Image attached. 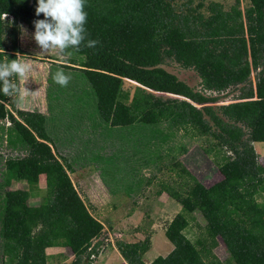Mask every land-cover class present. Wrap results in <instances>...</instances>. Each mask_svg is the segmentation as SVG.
Masks as SVG:
<instances>
[{"label":"trees","instance_id":"obj_1","mask_svg":"<svg viewBox=\"0 0 264 264\" xmlns=\"http://www.w3.org/2000/svg\"><path fill=\"white\" fill-rule=\"evenodd\" d=\"M248 2L243 13L210 4L207 17L191 16V29L184 25L187 17L180 18L165 0H87L85 40L79 52L72 45L63 49L70 59L59 67L73 78L65 90L50 78L56 89L46 93L49 116L17 110L0 92V121L10 125L6 143L10 149L25 150L24 156L1 165L0 264H65L61 256L46 253L51 248L67 250L72 256L68 264H90V256L96 254L92 241L100 236L102 225L68 178L70 164L65 168L51 151L56 127L48 129L47 122L54 119L65 129L76 125V134H83L89 124L103 148L123 155L142 153L141 146L154 142L166 143L171 133L163 127L182 136H210L214 144L202 153L221 179L205 187L179 160L170 163L169 169L189 185L183 193L161 186L158 194H166L180 209L163 232L172 250L148 264H206L200 251L206 255L210 250L197 249L183 234L195 211L205 221L211 247L218 238L231 264H264V201H256L264 195V167L249 145L264 143V0ZM35 7L36 0H0V49L8 60L19 53V25L35 32L33 21L45 19L43 13L35 15ZM88 39L99 43L87 48ZM4 58L0 53V62ZM166 59L193 71L200 90L161 68ZM251 71H256L253 87ZM124 80L136 84L131 95L121 90ZM230 87H237L238 96L215 106L219 98L213 93ZM52 101L72 103L74 112L61 109L54 116ZM97 156L91 155V161L101 163L100 173L105 174L112 159L98 161ZM142 160L147 165L151 159ZM39 176L44 178L45 194L36 211H29L26 198L1 193L15 178L34 182ZM149 244L145 237L133 243L116 241L114 247L125 264H144L141 257Z\"/></svg>","mask_w":264,"mask_h":264},{"label":"rangeland","instance_id":"obj_2","mask_svg":"<svg viewBox=\"0 0 264 264\" xmlns=\"http://www.w3.org/2000/svg\"><path fill=\"white\" fill-rule=\"evenodd\" d=\"M165 1L180 18L187 17L188 20L184 25L191 29L195 27L191 16L198 14L204 18L207 17L210 4H217L219 9L224 12L235 7L243 13L249 7L248 0H237V4L235 0ZM18 28V54L21 59L26 57L27 62L34 70L28 74L29 78L24 85L22 79L17 80L20 90L16 95L9 97V101L17 110L37 112L48 117L47 105L49 101L47 102L46 93L48 88L56 89V87L51 88L50 78L57 70H60L61 65L70 59V55L55 46L41 49L34 39V31L27 29L24 25H19ZM160 67L187 86L197 91L200 90L199 79L193 71L180 68L171 59L164 60ZM63 71L72 76L71 72ZM255 77L256 71H251L249 75L251 87L254 86ZM134 86V83L124 80L121 83V90L131 95ZM24 88L29 93H25ZM62 89L65 90V87ZM69 93L70 91L65 92V94ZM238 94L237 87H230L219 94L213 93L219 98V102L214 105L229 103ZM162 96L178 98L171 95ZM50 105L52 106L50 112L54 116H59L61 109L66 112H74L71 110L74 107L72 103L52 101ZM68 121V118L64 119V123H68ZM57 124L56 119L47 122L48 129L56 127L53 134L55 136H52L56 140L55 146L49 145L51 151L64 166L70 164L71 170L67 171L68 178L90 214L102 225L100 236L92 241L96 254L90 256V264H122L114 251L116 241H142L147 237L150 242L148 257L152 254L164 253L162 250L165 247L164 242L169 243L162 233L169 220L179 211L180 206L168 199L165 194H158V192L161 186L165 185L183 193L189 185L186 178L179 177L176 171L169 169L172 161L179 160L205 187L221 179L210 158L202 153V149L209 148L214 144V140L208 135H195L193 138L188 135L182 136L181 133L170 132L163 127V132L171 133L166 143L154 142L148 146H141L142 153L123 155L112 147L103 148L98 133H94L89 124L84 126L83 134L82 132L76 134V125L65 129V125ZM9 126L8 120L0 121V172L4 160L25 155L24 149L8 147L6 130ZM240 129L244 133V129ZM79 130L82 131L81 126L78 128ZM94 137L96 140H93L92 143H85L86 140ZM249 145L256 154L257 163L264 167V143H249ZM96 153L98 161H104L109 156L112 159L113 164L110 168H105V174L101 175L100 173L101 163L94 164L91 161L90 156L96 155ZM221 154L222 152L219 153V155ZM145 157L151 159L147 165H144L142 160ZM74 161H78V163L74 164ZM65 168L67 167L65 166ZM1 193L3 196L20 195L26 198L29 211H36L45 194L44 178L39 176L34 182L24 178H15L11 186L1 190ZM256 201L263 202L264 195L256 197ZM192 217V221L189 222L183 234L197 246V249L200 250L202 247L206 252L210 250L206 255L200 251L204 262L206 264H231L228 254L218 238L215 239L214 252H211V242L206 237L205 221L201 215L195 211L192 213ZM197 242L200 245H197ZM46 253L58 258L61 256L60 260H63L65 264L72 260L68 251L62 248L47 249Z\"/></svg>","mask_w":264,"mask_h":264},{"label":"clouds","instance_id":"obj_3","mask_svg":"<svg viewBox=\"0 0 264 264\" xmlns=\"http://www.w3.org/2000/svg\"><path fill=\"white\" fill-rule=\"evenodd\" d=\"M86 3L87 0H36L35 15L43 13L45 16L43 20L33 21L34 39L41 49L55 46L63 50L72 45L76 46L78 52L80 51L79 45L85 40L84 33L87 32ZM3 15L5 17L7 14ZM48 18H51V21ZM98 43V40L88 39L84 46L94 48ZM0 53L5 57L4 61L0 62V92L12 97L20 90L17 80L22 79L24 85L29 78L28 74L34 69L26 57L21 59L17 54V59L8 60L3 49H0ZM52 79L61 87H66L72 76L60 69L53 74ZM24 91L29 93L25 88Z\"/></svg>","mask_w":264,"mask_h":264},{"label":"crops","instance_id":"obj_4","mask_svg":"<svg viewBox=\"0 0 264 264\" xmlns=\"http://www.w3.org/2000/svg\"><path fill=\"white\" fill-rule=\"evenodd\" d=\"M164 194V193H163ZM166 195V194H165ZM166 197L168 198V199H170L171 201H173L171 198H169L167 195H166ZM173 202H175V201H173ZM176 203V202H175ZM177 204V203H176ZM178 205V204H177ZM179 209H180V207H179ZM171 220V219H170ZM169 220V221H170ZM169 223V222H168ZM167 223V224H168ZM167 226V225H166ZM166 228V227H165ZM165 230V229H164ZM162 236H163V233H162ZM163 239V238H162ZM124 241V240H123ZM126 241V240H125ZM164 241V240H163ZM167 241V240H166ZM133 242H137V241H132V242H126V243H133ZM168 242V241H167ZM169 243V242H168ZM170 244V243H169ZM167 244L166 242H164V245H165V247L162 249L163 251H164V253L163 254H160V253H156V254H152L150 257H148V255H150V250H147L143 255H142V257H141V260H142V262L144 263V264H148V263H150L155 257H157V256H162V257H164V256H166L171 250H172V245L170 244ZM215 245H216V242H215ZM214 247H216V246H214ZM214 247H211V252H214ZM115 248V247H114ZM114 251H116V249H114ZM149 253V254H148ZM116 254L118 255V257L120 258V260H121V263L122 264H125V262L121 259V257L119 256V254H118V252L116 251Z\"/></svg>","mask_w":264,"mask_h":264},{"label":"water","instance_id":"obj_5","mask_svg":"<svg viewBox=\"0 0 264 264\" xmlns=\"http://www.w3.org/2000/svg\"><path fill=\"white\" fill-rule=\"evenodd\" d=\"M135 84V83H134ZM136 85V84H135ZM187 101V100H186Z\"/></svg>","mask_w":264,"mask_h":264}]
</instances>
